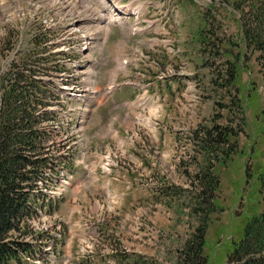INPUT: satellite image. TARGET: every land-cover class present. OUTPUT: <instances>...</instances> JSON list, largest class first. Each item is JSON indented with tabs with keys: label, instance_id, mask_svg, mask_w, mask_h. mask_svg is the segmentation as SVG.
<instances>
[{
	"label": "rangeland",
	"instance_id": "374dc122",
	"mask_svg": "<svg viewBox=\"0 0 264 264\" xmlns=\"http://www.w3.org/2000/svg\"><path fill=\"white\" fill-rule=\"evenodd\" d=\"M118 1L140 13L107 37L90 28L107 11L99 0H0V74L46 30L37 40L50 41V65L60 66L42 77L56 85L55 117L69 126L54 152L71 161L61 184L49 188L46 212L30 222L36 241L24 240L41 252L28 264H175L201 218L188 174L204 172L207 160L220 186L203 254L207 264H227L264 166L257 54L239 59L233 45L240 8L220 0ZM70 20L91 35L85 49L69 41L83 35L71 36ZM225 60L238 67V89L229 87ZM110 84L118 85L114 94ZM238 90L244 115L233 104ZM229 127L237 152L224 163L216 164L214 152L205 160L204 140Z\"/></svg>",
	"mask_w": 264,
	"mask_h": 264
},
{
	"label": "trees",
	"instance_id": "16d2710c",
	"mask_svg": "<svg viewBox=\"0 0 264 264\" xmlns=\"http://www.w3.org/2000/svg\"><path fill=\"white\" fill-rule=\"evenodd\" d=\"M248 1L251 5H247ZM219 3L240 8L233 45L239 59L245 54H257L264 105V0H220ZM202 21L204 28L207 27V19ZM201 34L202 29L198 35ZM40 35L46 38L47 33L34 36L30 47L14 58L7 70L0 74V264H28L25 258L40 252V247L34 246L36 238L29 222L39 216V210L45 211L49 188L55 186L57 177L71 161L69 155L54 152V147L59 144L56 142L57 134L63 130L53 108L59 104V95L56 85L42 76L49 77V70L58 72L60 65H50V44H47L48 40L40 43L37 40ZM202 40L203 43L208 41L206 37ZM39 46L43 51L42 58L36 53ZM225 61L229 65L226 70L229 87L238 89V67ZM240 101L238 90L233 104L244 115ZM262 114L261 134L264 137V111ZM206 135L209 136V132ZM217 135L215 143L204 140L202 149L206 152L205 160L214 152L216 164H220L237 152L236 134L229 127ZM221 143L234 144L233 149H218ZM209 161L201 168L205 169L204 172L188 174L191 190L196 191L194 200L197 207L193 212L201 218L187 241L176 250L175 264H207L203 254L205 237L209 217L218 209L215 198L220 186ZM258 169L261 170L255 176L254 190L247 198L255 205L244 220L240 239L227 255V264H264V166ZM195 181L200 184L194 185ZM47 208L51 213L54 210L50 204ZM26 237H32L34 243L22 241Z\"/></svg>",
	"mask_w": 264,
	"mask_h": 264
},
{
	"label": "bare ground",
	"instance_id": "6f19581e",
	"mask_svg": "<svg viewBox=\"0 0 264 264\" xmlns=\"http://www.w3.org/2000/svg\"><path fill=\"white\" fill-rule=\"evenodd\" d=\"M100 3H102V2H100ZM101 12V11H100ZM99 13V12H98ZM69 15V14H68ZM100 16V17H99ZM88 17V16H87ZM103 16H101V15H99L98 14V16L97 15H95V18L94 19H90L91 20V23L92 24H94L95 23V19H96V21L97 20H99V22H101L102 21V19L104 18H102ZM98 18V19H97ZM84 19V18H83ZM87 19V18H86ZM105 19V18H104ZM108 20V22L109 23H111V20H110V18H108L107 19ZM70 22V26H72V27H70L69 28V31H70V33L72 34L71 36L73 37V34L74 33H79L80 31V33H82L83 35L80 37V38H77L76 40H69V41H71V42H75V43H78L81 47V49H85V42H87L89 39H90V37L89 36H87V34H86V32H85V29L84 28H78V27H73L75 24V21H72V20H70L69 21ZM74 24V25H73ZM96 24V23H95ZM97 26V27H96ZM96 26H93V27H90V28H92V30L93 31H96V32H98V31H100L101 33H102V26H98V25H96ZM91 29H89V31H90ZM65 31V30H64ZM68 32V30H66V33ZM91 36V35H90ZM106 38V37H105ZM88 44V43H87ZM78 51V50H77ZM124 58V57H123ZM127 58V57H126ZM122 59V58H121ZM128 61V60H127ZM121 62V61H120ZM122 63V62H121ZM120 64V63H119ZM121 70V69H120ZM113 76V75H112ZM115 76V75H114ZM113 76V81L116 79L115 77ZM115 78V79H114ZM32 221H34V220H32ZM32 221H30V222H32Z\"/></svg>",
	"mask_w": 264,
	"mask_h": 264
}]
</instances>
